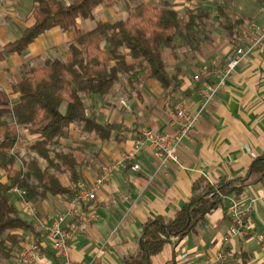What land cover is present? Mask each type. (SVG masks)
I'll list each match as a JSON object with an SVG mask.
<instances>
[{
  "label": "crops",
  "instance_id": "1",
  "mask_svg": "<svg viewBox=\"0 0 264 264\" xmlns=\"http://www.w3.org/2000/svg\"><path fill=\"white\" fill-rule=\"evenodd\" d=\"M58 1L64 4L73 2ZM144 1V4L150 2ZM176 1L179 0H170L169 3L174 6ZM127 2L119 1L110 8L99 7L95 13L98 19L95 24L126 19L129 14L118 17V12L130 13L137 6L131 8ZM226 3L229 5L223 3L225 6H220L226 7L230 22L243 20L237 27L256 17L259 8L264 6L258 0H227ZM33 5V0H0V51L33 25ZM173 8L179 11L178 7ZM257 17L262 23V17ZM86 20H77L81 33L95 26L80 28ZM214 20L219 21L218 15L213 17ZM210 35V32L197 30L190 35L185 32L184 37L174 42L172 49L165 51V68L169 76L175 78L174 88L165 90L146 73L137 71L139 79L133 81L132 78L130 83L127 77L121 78L104 98H82L88 112L96 116L99 123L114 126V130L108 139H100L84 133L82 126H71L65 138L60 139L62 150H75L80 181L90 183L102 173V167L121 161L122 155L132 149L140 129L172 133L174 130L168 126L164 115L166 102L175 104L183 101L190 112L200 109L202 99L199 92L203 85L195 83L193 76L210 58L225 59L232 47L239 43L235 33L233 39L225 34L228 41L223 40L222 44ZM202 37L212 39L211 45ZM73 39V33L54 28L40 35L22 54L4 55L0 61L2 107L10 110L17 103L18 95L13 94L11 87L21 80L22 66L39 67L47 60L65 58L67 46ZM183 45L188 52L180 55L179 49ZM134 63L128 61V64ZM5 119L9 123L13 121L11 114ZM21 134L28 142L34 140L22 130ZM263 153L264 45L239 65L223 90L206 106L200 121L180 145L177 163L162 165L149 149H144L133 160L125 161L126 169H119L110 176L97 197L99 220L90 225L78 224V233L68 248L69 260L75 264L92 259H95V264H124L136 252L142 226L157 216L172 218L191 196L192 184L199 177L214 182L244 176L251 162ZM132 164L139 166L138 172L130 170ZM1 173L4 177L0 180L4 181L5 173ZM61 181L66 187L70 185L68 175ZM69 198L48 197L33 205L39 218L51 222L66 210ZM250 199L255 202L247 213L248 236L231 240L224 247L226 259L216 264H239L241 252L248 253L250 264L264 262V242L258 240L264 231V184L247 188L239 201L245 205ZM13 202L20 216L22 214L21 217L30 224L32 220L22 209L20 201L15 197ZM71 223L72 220L67 218L63 227ZM229 228L230 220L223 216L221 210L210 213L196 232L188 235L176 248L178 264H205L213 260L220 240ZM31 234L20 232L21 242L14 249L9 264H20L21 250ZM38 242L43 255L42 264H62V259L45 236L40 235ZM170 257L171 248L167 246L152 259V264H165Z\"/></svg>",
  "mask_w": 264,
  "mask_h": 264
},
{
  "label": "trees",
  "instance_id": "2",
  "mask_svg": "<svg viewBox=\"0 0 264 264\" xmlns=\"http://www.w3.org/2000/svg\"><path fill=\"white\" fill-rule=\"evenodd\" d=\"M119 1L122 0H73L64 4L58 0H33V25L0 51V61L4 55L22 54L40 35L54 28L74 36L65 58L47 60L39 67H21V80L11 87L18 100L10 110L2 107L0 99V172L5 173V180H0V264H9L13 258L21 231L40 238L20 216L12 190L24 191L25 200L32 204L48 197L71 196L80 181L79 164L75 150H62L60 139L65 138L71 126H82L84 133L100 139H108L114 130V126L99 123L82 98H104L121 78L127 77L130 83L132 78L139 79L137 71L146 73L165 90L174 88L175 78L165 68V51L172 49L185 32L190 35L202 31L204 22L215 14L219 20L227 18L226 7L216 5L208 10L199 3L185 10L184 21L169 2L161 1L157 5H137L124 20L99 21L92 30L79 31L77 20L89 19L95 9L110 8ZM242 21L221 24L228 38L233 39ZM129 60L135 63L128 64ZM8 114L12 123L5 119ZM21 130L36 137L29 146L30 158L20 159L17 152L23 147ZM19 160L21 166L16 168ZM65 174L70 184L67 187L61 181ZM262 184L264 153L251 162L244 176L214 182L199 177L192 184L191 196L172 218L157 216L142 226L136 252L124 264H152V259L167 246L171 257L165 264H178L176 248L196 232L210 213L221 210L230 220V200H240L247 188ZM239 257V264H250L248 253L241 252Z\"/></svg>",
  "mask_w": 264,
  "mask_h": 264
},
{
  "label": "built area",
  "instance_id": "3",
  "mask_svg": "<svg viewBox=\"0 0 264 264\" xmlns=\"http://www.w3.org/2000/svg\"><path fill=\"white\" fill-rule=\"evenodd\" d=\"M258 15L263 22L258 21ZM256 17L245 21L235 30L238 45L224 59L212 57L203 63L193 76L195 83L203 85L199 94L202 102L200 109L190 112L183 101L172 104L166 102L164 115L172 133L159 132L153 129L143 128L138 132L133 141L132 149L122 155V160L102 167V173L87 183L78 181L75 191L70 196L66 210L55 220L47 222L38 217L37 208L24 198L25 192L14 188L12 193L20 201L26 215L32 220L30 225L36 233L45 236L52 245L54 252L62 259V264H75L69 260L68 248L70 242L78 233V224L90 225L98 222L97 214L98 194L110 176L119 169H126L125 161L133 160L138 153L149 149L155 158L163 165L166 162L177 163V153L182 142L189 137L196 124L202 117V112L213 98L223 90L230 76L243 63L251 53L264 45V6L259 8ZM130 170L139 171L137 164H132ZM255 200L250 199L248 204H242L239 200L231 199L228 207L230 216V228L220 240V246L213 260L205 264H216L224 261L227 251L224 247L234 238H246L249 234L247 225V213ZM67 218L72 220L68 227H63ZM260 242H264V231L258 236ZM43 255L35 233L29 235L20 253V264H42ZM82 264H95V259Z\"/></svg>",
  "mask_w": 264,
  "mask_h": 264
},
{
  "label": "rangeland",
  "instance_id": "4",
  "mask_svg": "<svg viewBox=\"0 0 264 264\" xmlns=\"http://www.w3.org/2000/svg\"><path fill=\"white\" fill-rule=\"evenodd\" d=\"M161 1H166V0H150V2H148L149 4H151V5H157V4H159ZM170 0H167V2H169ZM171 1H173V0H171ZM226 1L227 0H179V1H176L175 2V5L173 6V7H178V9H179V11L178 12H180L181 13V16H182V19L185 21V20H187V18H186V16L184 15V13H185V10H190V9H193L194 7H196L199 3H201L203 6H204V8H206V9H212L213 7H215L217 4L218 5H223V6H225L223 3H225V4H227L226 3ZM128 2H129V5L131 6V8H133L134 6H136V5H138V4H140V3H145V1L144 0H128ZM127 2V3H128ZM178 2V3H177ZM171 4V3H170ZM171 5H173V4H171ZM229 4H227V6H228ZM129 6V7H130ZM128 7V8H129ZM99 10V8L98 9H95L94 11H93V14H92V17L91 18H89L88 20H86L83 24H81L80 25V28H85L86 26L87 27H92L93 28V26L95 25V22L98 20L97 18H96V16H95V13L97 12ZM233 12V11H232ZM129 14V11H124V10H122L121 12H118V17L120 16V17H124V16H126V15H128ZM228 14V13H227ZM233 14H234V12H233ZM235 15V14H234ZM233 15V16H234ZM214 17H216V14H215V16ZM229 21H231L228 17L227 18H223V19H220L219 21L218 20H214L213 21V19L212 20H208V21H206V22H204L205 24H204V26H203V33H207V32H210L211 33V35H210V37H214V39L216 40L217 39V42H219V43H223L222 41L224 40V41H228V39H227V37L225 36V32L222 30V28L220 27V25H219V23L220 24H225V23H227V22H229ZM217 26V27H216ZM91 28V29H92ZM220 28V30H217V29H219ZM83 31H87L86 29H82ZM217 30V31H216ZM200 31V30H199ZM214 31H216V32H214ZM202 40L203 41H208V43L207 44H209V45H211V42H212V39L211 40H209V39H207V38H204V37H202ZM235 47H232V50L234 49ZM231 50V51H232ZM188 52V50H187V48L186 47H184V45L181 47V49H179V53H180V55L182 54V53H187ZM5 118H6V116H5ZM12 118V117H11ZM22 138H23V147L22 148H20L17 152H18V155H19V158L20 159H24V158H30L31 156H32V154L30 153V151H29V146H30V144L32 143V141L31 142H28L26 139H25V137H24V135L22 136ZM33 139H36V137H32ZM21 166V162H20V160H19V162H17V164H16V168H19ZM3 177H4V174L3 173H1L0 172V179H3ZM67 178V175L65 174L64 176H61V180H63L64 181V179H66ZM66 182V181H65ZM21 216H22V214H21Z\"/></svg>",
  "mask_w": 264,
  "mask_h": 264
}]
</instances>
